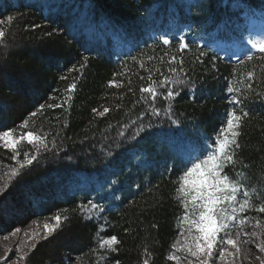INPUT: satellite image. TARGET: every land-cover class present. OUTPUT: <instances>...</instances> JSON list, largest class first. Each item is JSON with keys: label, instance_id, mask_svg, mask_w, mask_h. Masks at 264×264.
Returning <instances> with one entry per match:
<instances>
[{"label": "trees", "instance_id": "obj_1", "mask_svg": "<svg viewBox=\"0 0 264 264\" xmlns=\"http://www.w3.org/2000/svg\"><path fill=\"white\" fill-rule=\"evenodd\" d=\"M231 7L241 19L264 10V0H0V28L6 32L0 45V130H14L16 138L32 131L47 145L38 154L27 139L15 151L0 146V173L7 178L0 236L36 220L67 217L35 244L24 264H175L167 255L180 237L177 220L184 210L174 199L173 181L183 158L162 139L171 134L198 144L213 137L233 107L229 81L241 89L238 114L249 115L241 120L240 147L226 171L250 192L252 207L240 213L248 219L239 228L261 232L256 221L262 226L264 213L255 208L264 204V53L233 60L189 40L181 51L178 39L165 45L160 37L175 16L226 30ZM79 18L98 27L93 39L107 35L106 26L122 30L126 39L134 35L137 46L118 57L113 47L111 56L102 54L109 43L87 51L85 35L75 36L72 28ZM164 77L171 83L161 87ZM73 82L77 87L69 93ZM149 85L158 93L154 101L140 92ZM169 87L178 93L174 99L167 97ZM104 108L109 111L99 115ZM25 152L37 159L20 169ZM89 200L105 209L93 211L91 219L82 207H90ZM113 235L120 241L117 251L100 249V240Z\"/></svg>", "mask_w": 264, "mask_h": 264}, {"label": "snow or ice", "instance_id": "obj_2", "mask_svg": "<svg viewBox=\"0 0 264 264\" xmlns=\"http://www.w3.org/2000/svg\"><path fill=\"white\" fill-rule=\"evenodd\" d=\"M12 17H8V21H12ZM6 32L3 28H0V45L4 44ZM168 40H164V44L167 45ZM187 45L181 39L179 41V49L183 51ZM251 49L253 51L264 53V37L251 41ZM203 54V53H201ZM86 59V58H85ZM176 57H172L168 62L169 64L175 61ZM252 53L247 54V60H252ZM243 62V60H241ZM183 65V60L180 61ZM77 69H69V71H75ZM183 71V67L180 68ZM169 72L175 74L176 68H169ZM253 74L248 73V79H252ZM151 79V77H149ZM61 79H66L65 76H61ZM143 79V77H141ZM171 80L169 77H164L160 81V86L164 87L169 85ZM109 86H114V82L110 81ZM77 87L76 83L70 84L66 91L71 93ZM247 87L250 89L251 84ZM141 93H148L154 101L158 95L155 87L149 85L148 87H142ZM228 95V103L233 107L226 112V123L221 122V126L218 131L213 134V137H205L202 142H198L196 147L187 153L183 159L179 162V168L176 169L179 173L177 180L173 181L177 187L175 188L174 199L178 201L180 206L183 208V215L178 217V225L181 239H176L171 245L172 251L167 255V260L175 261V264H180L181 257L175 253L185 251L189 257H194L199 264H209L212 260V264H216L214 259V247L219 243L221 245H229L235 247L237 252L240 249L237 247V241L233 240L230 236V232L235 229L238 225H244L247 217L241 218L238 213H244L248 208L252 207V201L250 198V192L247 187L244 186L239 179H234L226 169L235 163V149L240 147L238 143V137L241 135L239 129L241 128V120L249 115L246 111H241L238 114L237 106L242 103L239 93L241 89L232 86L231 81L226 89ZM178 93L174 92L170 87L167 91V97L174 99ZM71 97L69 96V99ZM49 108L61 107L60 104H49ZM93 111H96L95 109ZM109 111L108 108H104L103 112L99 115L103 116ZM36 112H32L31 116H36ZM28 121L25 120L20 125L21 128L26 127ZM13 131H2L0 130V142H3L5 148H11L15 151L16 145L22 139H27L30 144L35 147L36 153L38 154L41 147L47 148L45 144L44 136L38 133L28 131L22 133L19 139L12 138ZM10 138H12L10 140ZM19 153H17L18 155ZM17 156L12 157L16 160ZM37 159V155L33 154L29 157L27 152L24 153L23 162L19 164V168L23 169L26 165H31L34 160ZM175 164L168 171L171 173L175 168ZM18 169L13 167L11 170V176H17ZM4 187H0V194L5 191ZM90 207H84V210L89 213L88 219H91V213L93 211L103 212L105 209L101 207L97 202L92 200L88 201ZM258 213H264V204L255 208ZM56 226H60L62 219L67 217H61L59 215L54 217ZM256 227L261 229L264 233V227L261 226L259 220L256 221ZM44 238L48 237L50 232H54L56 227L44 225ZM16 229L15 232L11 233L13 236L19 232ZM240 231L236 232L239 238ZM187 233V235H185ZM223 233V237L218 240L220 234ZM27 235V233H26ZM248 235L247 232L244 233ZM251 236L259 239V234L256 231L251 233ZM7 239V236L4 237ZM245 243L248 241L245 240ZM120 241L115 235L103 238L99 242L100 249H106L107 251H117L115 247ZM35 247V245H33ZM256 247L262 253H264V241L257 244ZM19 252V248H17ZM225 250L221 248L219 251V258L221 260L225 257ZM231 255V253H228ZM203 257V259H201ZM260 260V264H264V258L257 256ZM19 260H25V255L19 256ZM6 264V262H5ZM143 264H149V261L145 259ZM187 264H193V260L189 259Z\"/></svg>", "mask_w": 264, "mask_h": 264}, {"label": "rangeland", "instance_id": "obj_3", "mask_svg": "<svg viewBox=\"0 0 264 264\" xmlns=\"http://www.w3.org/2000/svg\"><path fill=\"white\" fill-rule=\"evenodd\" d=\"M170 1L173 2L175 0ZM176 1L185 5H198L199 3H202L206 0ZM49 2L53 4L54 0H49ZM45 7L47 8L48 6L45 5ZM52 9L54 10L53 7ZM79 19L84 27L81 23L78 24L77 21H74V23L72 24V28L78 30V32L75 31V36L81 35L80 37L81 39H83L82 34L85 35V41L89 42V46L87 43L85 49L87 51L97 52V50L103 43H109L110 45H105L108 50L105 46L101 48V52L103 51L102 54L104 56H111L112 53L110 52L112 51L113 47L115 53L114 55L118 57L130 54V51H133L137 46L134 35H127L129 37L126 39L122 30H108L106 26L102 27V29L107 33V35H99L95 39H93L95 36V29L98 27L94 26L93 23L84 22L82 18ZM201 22L202 21H199V23L196 24L188 23L183 18H181V16L180 18L175 16L174 19L169 22L167 29L164 30L163 34L160 37L164 38L163 40H167L170 38H176L179 41L181 39L183 41L189 40L190 42L198 43L201 46L205 45L208 48L210 47L217 53L231 58L246 56L250 52L253 53L254 51L251 49V41L264 37V10L246 15V17L241 20L229 19L230 25L227 26L228 31H222L216 23L209 25L205 24V22L204 24H202ZM75 25L76 28H74ZM216 30L217 32H215ZM146 33L147 31H145L144 35L139 40L144 39ZM151 34L153 37H158V32ZM12 138L19 139L14 136ZM12 138H10V140ZM162 140L164 141L167 149L170 152L175 153L177 156H180V158H183L185 155H187V153L192 151L197 145L195 142L187 141L180 136L171 134L164 135ZM0 146L5 148L3 146V142H0ZM5 149L9 151L13 150L11 148ZM6 180L7 178L5 179L3 174L0 173V187H4L6 185ZM1 195L2 194H0V196ZM238 215H240V213H238ZM45 224L56 227L55 219L48 218L31 222L25 228L19 229L20 231L17 232L14 236L11 233L15 232L16 230L12 231L9 234L0 236V264H5V262L6 264H24L25 260H19V256L24 254L26 258L29 252L33 249V245H35L38 241L45 239ZM262 227H264V224L262 225ZM240 229L241 227L239 228L238 225L230 232L231 238L237 241V247L240 249V251L237 252L235 247H231L229 245H221L218 243L214 247V259L216 261V264H260V260L257 259V256L264 258V253L260 252L256 245L264 241V233L260 232L259 239H257V237L251 236V233L255 230L251 232V230L246 231L243 229V231L240 232L238 238L236 232L240 231ZM245 232L248 233L247 236L244 235ZM51 233L52 232H50L48 236ZM185 235H187V233H185ZM5 236H7V239L4 238ZM222 237L223 233L220 234L218 240ZM179 239H181V242H183V237L181 235ZM245 240H247L248 242L245 243ZM17 248H19V252L17 251ZM221 248H223L226 252L223 260L219 258V251L221 250ZM228 253H231V255H228ZM175 254L179 255L182 258L180 264H187V261L189 259L193 260V264H199V262L196 261L194 257H189L185 251H180ZM201 259H203V257H201ZM209 264H212V260L209 261Z\"/></svg>", "mask_w": 264, "mask_h": 264}]
</instances>
